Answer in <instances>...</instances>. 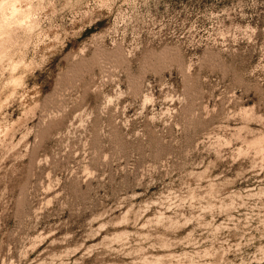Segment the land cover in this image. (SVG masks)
<instances>
[{
	"label": "rangeland",
	"instance_id": "obj_1",
	"mask_svg": "<svg viewBox=\"0 0 264 264\" xmlns=\"http://www.w3.org/2000/svg\"><path fill=\"white\" fill-rule=\"evenodd\" d=\"M14 2L0 264H264V0Z\"/></svg>",
	"mask_w": 264,
	"mask_h": 264
},
{
	"label": "bare ground",
	"instance_id": "obj_2",
	"mask_svg": "<svg viewBox=\"0 0 264 264\" xmlns=\"http://www.w3.org/2000/svg\"><path fill=\"white\" fill-rule=\"evenodd\" d=\"M14 1H17V0H14ZM13 0H0V10L1 11H4V9L6 8L7 9V7L9 6L10 7V9L12 8V6H13V4H12V2H14ZM14 5H15V2H14ZM16 7H14L13 8V10H12V12H14L15 11V13H16V10L18 9H15ZM11 12V14H12V16H13V13ZM17 13H18V10H17ZM5 15V14H4ZM16 15V14H15ZM15 17V16H14ZM13 17V18H14ZM16 19V18H15ZM18 19V18H17ZM0 22H2L1 20H0ZM4 22V21H3ZM3 24H5V23H3ZM2 23L0 24V31H3L2 29V26H4ZM7 28H5V30H6ZM3 34V33H2ZM1 44V43H0ZM1 47V46H0ZM1 49V48H0ZM1 51V50H0ZM4 51V50H3ZM3 51H2V53H3ZM1 52H0V55L2 54ZM5 54V53H4ZM4 54H2V55H4ZM2 58V57H1Z\"/></svg>",
	"mask_w": 264,
	"mask_h": 264
}]
</instances>
